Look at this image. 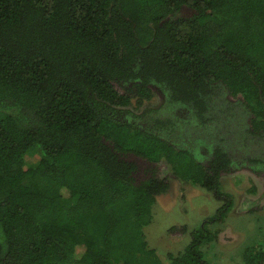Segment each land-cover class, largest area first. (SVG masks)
<instances>
[{
    "label": "trees",
    "instance_id": "obj_1",
    "mask_svg": "<svg viewBox=\"0 0 264 264\" xmlns=\"http://www.w3.org/2000/svg\"><path fill=\"white\" fill-rule=\"evenodd\" d=\"M221 85L264 131V0H0V264H210L219 228L208 224L235 203L229 153L209 149L205 162L190 137L163 138L128 107L163 92L197 126ZM172 178L222 204L163 259L144 227ZM243 264H264V248Z\"/></svg>",
    "mask_w": 264,
    "mask_h": 264
},
{
    "label": "rangeland",
    "instance_id": "obj_2",
    "mask_svg": "<svg viewBox=\"0 0 264 264\" xmlns=\"http://www.w3.org/2000/svg\"><path fill=\"white\" fill-rule=\"evenodd\" d=\"M128 108L137 114L144 112L141 123L163 131L159 132L163 138L181 144L190 137V143L208 153L205 162L212 156L209 149L213 151L219 146L229 153L233 171L225 175L222 182L223 188L233 194L235 203L221 226L217 227L214 222L208 224L210 229L219 228L215 240L205 247L208 262L243 264L246 249L264 248V131L253 125L254 113L242 94L233 96L226 86H219L209 100L205 119L197 126L188 125L187 119L182 118L163 92L154 91L152 99L141 105L133 101ZM161 118H171L167 129L155 125ZM128 158L138 164L134 173L136 179L147 177L146 161L135 156ZM26 160L28 165H35L40 155L31 149ZM64 193L67 194V190ZM221 204L208 189L184 178H172L170 190L157 196L153 217L144 227L150 246L158 249L163 259H167L169 252L182 251L192 240L191 232L213 217ZM174 225H187L188 232L182 238L171 237L168 229Z\"/></svg>",
    "mask_w": 264,
    "mask_h": 264
}]
</instances>
